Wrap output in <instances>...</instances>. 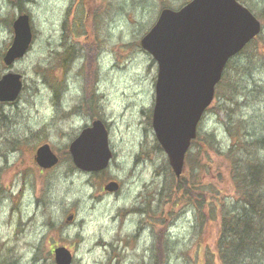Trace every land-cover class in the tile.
Returning <instances> with one entry per match:
<instances>
[{
    "label": "rangeland",
    "instance_id": "rangeland-1",
    "mask_svg": "<svg viewBox=\"0 0 264 264\" xmlns=\"http://www.w3.org/2000/svg\"><path fill=\"white\" fill-rule=\"evenodd\" d=\"M186 1L0 0V78L11 69L24 83L17 100L0 102V264H56L58 245L71 249V264H206L216 253L218 211L209 216L194 187L191 201L168 196L169 162L151 122L157 63L140 45L163 5ZM239 1L260 18L262 37L233 58L231 84L223 82L224 94L198 127L203 139L214 134L216 146L208 147L204 180L233 198L229 163L219 152L240 140L246 147L237 152H248L258 141L255 152L264 156V0ZM22 11L34 41L6 66L12 22ZM63 42L72 47L68 57L60 54ZM96 118L109 130L114 156L105 169L87 172L66 150ZM45 142L60 157L48 169L34 158ZM111 179L120 182L117 191L103 188Z\"/></svg>",
    "mask_w": 264,
    "mask_h": 264
},
{
    "label": "water",
    "instance_id": "water-1",
    "mask_svg": "<svg viewBox=\"0 0 264 264\" xmlns=\"http://www.w3.org/2000/svg\"><path fill=\"white\" fill-rule=\"evenodd\" d=\"M261 28V21L238 0H190L178 9L163 7L142 36L141 46L157 61L158 68L152 126L177 176L183 171L186 152L227 62ZM13 30V40L4 54L7 65L25 55L33 41L30 15L18 14ZM21 77L12 70L2 75L1 101L18 97ZM69 148L74 164L86 171L105 168L113 156L108 130L100 119L83 128ZM35 160L48 168L59 158L49 143H43L36 149ZM118 186L117 181H110L105 188L113 191ZM72 218L70 214L67 220ZM53 251L57 264H71L69 248L60 245Z\"/></svg>",
    "mask_w": 264,
    "mask_h": 264
},
{
    "label": "trees",
    "instance_id": "trees-1",
    "mask_svg": "<svg viewBox=\"0 0 264 264\" xmlns=\"http://www.w3.org/2000/svg\"><path fill=\"white\" fill-rule=\"evenodd\" d=\"M261 37L260 32L243 50L253 43L255 47ZM260 42L264 43V39ZM235 68L232 58L228 61L223 77L216 87L215 96L224 94L221 85L223 82L231 84L229 83L232 82L231 71ZM235 89L233 84L232 90L235 91ZM231 132L238 137L239 133L232 130ZM213 138L214 134L203 139L198 133L192 141L185 158L186 177L183 176V171V174L177 178L170 166L168 167L167 174L170 175L168 196L185 197L188 194L190 196L188 200L191 201V191L194 187L197 191L199 190L197 198L203 195V202L209 209V216L214 217L218 211L220 215L216 240L218 250L216 253L210 252L213 256L212 260L208 253L206 264H264V156L261 158L255 152L259 142H249L248 152H237L239 148H245L246 145H242L240 140L238 145L241 146H237V142L233 141L224 153L219 152L229 163L232 186L237 195L233 198L228 193L224 194L221 188H218L210 179L204 180L209 173L210 165L212 166L209 161L212 159V152H209L208 147L216 148ZM203 142L205 148L201 152L199 146ZM261 144L264 145V138L261 139ZM194 147L197 151L192 152L191 148L194 150ZM202 155L206 158L203 165L201 164ZM202 166L205 168L204 171L201 169Z\"/></svg>",
    "mask_w": 264,
    "mask_h": 264
},
{
    "label": "flooded vegetation",
    "instance_id": "flooded-vegetation-1",
    "mask_svg": "<svg viewBox=\"0 0 264 264\" xmlns=\"http://www.w3.org/2000/svg\"><path fill=\"white\" fill-rule=\"evenodd\" d=\"M60 47L62 48V50L60 51V54L63 56V54L66 55V57H68L70 54V51L72 50V47L70 45H67L66 43H61ZM65 60V58H64ZM8 102H12V101H8ZM66 152H71L69 149L66 150ZM119 182V181H118ZM120 185V182H119Z\"/></svg>",
    "mask_w": 264,
    "mask_h": 264
}]
</instances>
